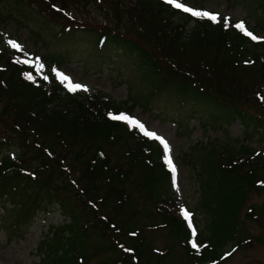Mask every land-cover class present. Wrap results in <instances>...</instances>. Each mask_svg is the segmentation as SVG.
Wrapping results in <instances>:
<instances>
[{"label": "trees", "instance_id": "trees-1", "mask_svg": "<svg viewBox=\"0 0 264 264\" xmlns=\"http://www.w3.org/2000/svg\"><path fill=\"white\" fill-rule=\"evenodd\" d=\"M257 2L261 11L252 30L264 32V0ZM224 20L193 17L165 0H0V25L25 29L48 52H30L21 38L0 31L2 230L20 241L22 230L40 215L59 210L65 221L40 244L41 264H93L96 251L114 255L96 264H158L170 251L143 244L145 229L134 219L140 214L136 192L155 208L145 212L146 228L168 229L193 262L218 260L239 234L236 220L242 229L238 216L248 194L264 190L255 186L264 180V152L242 141L208 142L199 149L201 166L192 167L201 190L198 209L207 222L199 240L214 249L197 254L187 245L192 235L185 223L172 212L170 148L110 117L135 118L138 107L149 112L169 105L183 114L189 105V120L195 118L192 107H205L211 125L239 122L247 134L264 131V105L257 98L264 100V41ZM86 40L97 57L111 53L128 62L148 93L120 101L101 91H69L57 73L71 57L49 46ZM167 116L165 121L185 129L184 121ZM249 209L261 219L262 209ZM127 218L134 220L126 223ZM93 236L99 239L95 245Z\"/></svg>", "mask_w": 264, "mask_h": 264}, {"label": "rangeland", "instance_id": "rangeland-1", "mask_svg": "<svg viewBox=\"0 0 264 264\" xmlns=\"http://www.w3.org/2000/svg\"><path fill=\"white\" fill-rule=\"evenodd\" d=\"M186 3L196 8H203L210 13H216L222 15V17L233 19V21H242L251 28L256 26V17L261 11L257 7V0H187ZM4 29L11 35L21 38L30 52L48 53L40 44L29 38L28 31L25 29H20L14 25H0V31ZM257 32L264 37V32ZM49 51L58 53L67 52L69 54L71 59H69V64L63 67L62 72L73 79L71 80L73 83L85 86L88 91L84 92L102 91L120 101L126 100L130 94L148 93L149 88H144L140 85V81L136 79V75L133 74L128 62L123 61L122 58L115 54L116 57H111V53H108L109 56L97 57L92 44L88 40L68 47H61L51 41ZM131 81L134 83L133 89H131L133 86L128 84ZM159 106L163 107V104H159ZM188 108L182 114L180 113V108L175 106L171 109L170 105L167 110H150L149 112L143 111L141 107H138L135 115H137L138 119L146 122L149 131L155 132L165 139L172 149L173 155L177 159L176 162H173L176 177L172 186V192L175 195L176 201L180 205L185 206V211L190 216L191 224H194L196 220L197 231L204 234L207 231L206 216L198 209L201 190L195 180V171L192 167L193 163L201 166L200 162L202 158L201 154H199V149H204L205 143H208L210 140H222L226 143H238L240 145L242 143L238 141H242L243 145L247 147L261 150L264 149V131L251 130L247 134L239 122L226 125L222 124V121H219L211 125V119H208L210 114L206 112L205 107H192L191 113L195 110L194 114H192L195 118L189 120L186 113ZM167 114H172L178 120L184 121L186 131L185 129L181 130L176 127L171 120L165 121L168 117ZM211 142V145H216L215 141ZM133 199L135 202L136 200L138 201L135 207L140 209V214L134 219L141 223V229H145L143 236L146 237V240L143 244L147 245L149 243L159 251H170L164 261L158 264L188 263V254L183 249V244H179L178 241L173 240L168 229H163V227H159L158 229L148 228L149 226L145 227L148 223L145 212H154L155 208L140 193L133 192ZM243 205L245 206L240 209L238 216L242 229H239L237 220L234 224L237 231L239 233L242 231L243 234L235 239L237 241L241 238L248 240L253 237V242L236 251L233 246L234 243L227 242L222 252L229 253L230 251H234L231 254L224 255L228 256V258L223 259L220 264H264V190L261 192L255 190L250 192L246 203L244 202ZM247 206H255L259 208V211L262 209L261 219L254 220V218L247 215ZM173 212L175 215H180L179 209L175 208ZM134 219L127 218L125 222L129 223ZM225 219H229L228 214L225 215ZM64 221L65 217L59 210L50 214L40 215L32 226L27 228V230H22L21 236L23 239L20 241L16 239L18 238L16 233H10V236L8 233H5L2 230L5 221L0 222V264H41L40 244L48 236H52L53 231L51 229L63 225ZM90 242L95 245L99 242V239L93 236ZM108 257L114 258V255L108 251H96L94 254L91 253L89 261L93 264L97 262L101 263Z\"/></svg>", "mask_w": 264, "mask_h": 264}, {"label": "snow or ice", "instance_id": "snow-or-ice-1", "mask_svg": "<svg viewBox=\"0 0 264 264\" xmlns=\"http://www.w3.org/2000/svg\"><path fill=\"white\" fill-rule=\"evenodd\" d=\"M166 3H168L169 5H172L173 7H175L176 9H179L185 13H189L191 16L193 17H198V18H206L212 22L215 23H219L220 22V17L218 14H213L207 11H198L193 9L192 7H189L187 5H185L184 3L180 2V0H166ZM225 24L227 25L228 23H230V19L229 18H225L224 20ZM235 27L242 32L245 36L250 37L252 40H257L258 37H256L251 31H249L244 22H239L235 24ZM10 44V46L18 51H22V48L19 44H17L14 41L9 40L8 42ZM24 63H28L27 60L23 61ZM57 75L59 76V78L61 79L62 83H66L68 90L75 92L77 90H83V91H88V89L85 86H82L80 84H75L71 81V79L64 75L63 73H57ZM29 79H31V76L28 77ZM46 79V77H45ZM113 120H122L124 122H126L127 124H129L131 127L133 128H137L139 129L140 132H142L145 136L154 139V140H158L160 141V143L164 146V148L166 150H169V145L167 143L166 140H164L161 136H159L157 133L149 131L146 129L145 125L143 123H141L139 120L127 116V115H111L110 117ZM167 164L171 167V170L173 172H175V167L174 165H172V160L171 157L169 156L167 159ZM183 215L185 217L186 220L189 221V224L191 225V219L190 216L188 214L187 211H183ZM196 235V231L195 229H193L192 231V236L195 237ZM192 247L194 249L199 250L197 243L195 242V240H193L192 242Z\"/></svg>", "mask_w": 264, "mask_h": 264}]
</instances>
